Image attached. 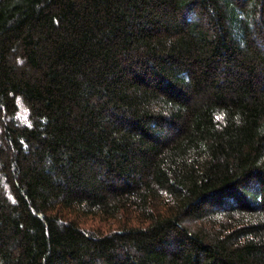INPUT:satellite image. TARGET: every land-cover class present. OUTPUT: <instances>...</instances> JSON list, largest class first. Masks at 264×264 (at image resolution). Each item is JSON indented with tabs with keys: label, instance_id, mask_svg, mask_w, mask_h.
<instances>
[{
	"label": "trees",
	"instance_id": "trees-1",
	"mask_svg": "<svg viewBox=\"0 0 264 264\" xmlns=\"http://www.w3.org/2000/svg\"><path fill=\"white\" fill-rule=\"evenodd\" d=\"M0 264H264V0H0Z\"/></svg>",
	"mask_w": 264,
	"mask_h": 264
}]
</instances>
